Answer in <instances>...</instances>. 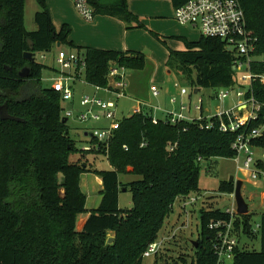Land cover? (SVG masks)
<instances>
[{
    "label": "trees",
    "instance_id": "16d2710c",
    "mask_svg": "<svg viewBox=\"0 0 264 264\" xmlns=\"http://www.w3.org/2000/svg\"><path fill=\"white\" fill-rule=\"evenodd\" d=\"M35 1L37 29L29 31L27 0H0V264H143V254L157 240L176 201L191 194L208 198L199 189L201 164L233 159L237 134L220 132L218 119L212 120L216 127L210 130L205 129V120L154 124L152 114L144 111L124 117L109 143L99 144L98 154L107 158L110 169L91 167V153L77 149L69 120L63 123L60 93L43 86L45 65L23 58L30 50L28 41H33L36 54L51 52L57 44L85 52L84 80L90 86L107 87L113 64L129 71L145 70L146 57L133 51H84L69 41V26L56 30L48 0ZM171 1L175 7L185 2ZM240 2L256 40L254 54L264 56V0ZM92 5L97 15L126 23L135 20L128 0H92ZM235 59L223 41L200 36L197 41H186L184 51L170 50L167 67L194 90L220 91L239 84ZM24 68L29 69L26 78L20 76ZM252 71L264 74V64L253 63ZM252 87L256 100L264 105V84L256 81ZM261 115L264 118V108ZM253 144L264 149V141ZM85 174L98 175L103 190L99 207L90 212L79 232L78 217L88 212V197L81 188ZM124 175L140 179L123 183L120 176ZM123 189L132 194L133 201L126 211L119 206ZM219 191L233 195L235 187L222 182ZM205 204L204 200L199 212V246L191 264H216L208 225L213 219H228L221 209ZM241 219L244 237L260 240L261 249L239 248L233 264H264V214L257 232L249 214ZM240 224L238 219L236 226ZM110 233L114 234L111 244Z\"/></svg>",
    "mask_w": 264,
    "mask_h": 264
},
{
    "label": "built area",
    "instance_id": "2783aa9c",
    "mask_svg": "<svg viewBox=\"0 0 264 264\" xmlns=\"http://www.w3.org/2000/svg\"><path fill=\"white\" fill-rule=\"evenodd\" d=\"M72 1L77 12L84 20L87 22L94 21L95 9L92 0ZM174 16L181 26H190L203 37L216 38L225 43L226 50L236 56L233 67L239 74V84L221 89L216 96V99L220 102L233 97L235 101L230 109L221 110L215 115H204V101L200 98L194 106V110L200 114L199 117L193 120L189 118L187 115L191 112V107L182 105L179 111L168 113L163 121L171 125H177L205 120L207 125L204 127L210 130L216 127L215 122L212 120L218 119L220 132L237 134L232 144V149L235 152L233 160L238 164L237 170L245 176L244 184L259 189L260 195L264 197V149L253 144L254 141H264V118L261 115L264 105L256 100L252 87L253 82L256 81L264 84V74H255L252 71L253 63L264 64V56L254 54L256 40L248 30L247 19L241 2L240 0H185L181 6L175 9ZM56 59L61 71L52 79V88L60 93L61 104H73L76 94L75 84L77 82L87 84L84 80L86 54L85 52L59 50ZM128 71L126 68L113 64L107 76V87H91L95 93H103L119 101L127 96ZM194 92L193 89L192 93ZM152 93L154 97H158L160 91L154 86L152 87ZM181 93L182 95L190 94L185 88L181 90ZM171 102L175 104L177 99L172 98ZM80 104L83 108L82 111L77 114H74L71 110L64 111L65 117L81 124L101 122L104 118L109 122L108 127L86 132L92 140H96L100 144H108L120 128L123 119L118 116V103L113 100H104L96 95H83ZM145 107V104L140 103L133 114L143 113ZM99 109L104 112L103 116L97 113ZM159 121V119L153 117L154 124H158ZM256 122L259 125L253 127L252 125ZM204 199L203 196L191 194L176 202L179 201L184 204L182 209L189 218L187 206H194L198 201H201L202 209ZM222 211L228 215V219H213L208 225L211 251L216 258V264H233L237 250L242 248L241 238L244 237L243 219L237 212L235 198L232 206ZM238 219L241 220L239 228L236 226ZM258 230L259 225L254 231L257 232ZM162 247V242L156 240L145 251L143 258L156 256Z\"/></svg>",
    "mask_w": 264,
    "mask_h": 264
},
{
    "label": "rangeland",
    "instance_id": "374dc122",
    "mask_svg": "<svg viewBox=\"0 0 264 264\" xmlns=\"http://www.w3.org/2000/svg\"><path fill=\"white\" fill-rule=\"evenodd\" d=\"M128 5L130 6V11L139 16L140 21L144 25L140 30H135V32L130 33V35L126 37L124 35L125 28L127 27L130 29L135 24H138V22L134 21L131 25H125V23L121 22L109 24L106 27L107 36H103L102 34L92 35L90 32H86L84 28H82L86 26L84 24L91 22L84 20L76 10L77 19H74V30H72L71 39L74 40L77 45L84 47L88 45L90 35H92V40L97 44L106 40L109 42L118 41L123 44L128 42L131 45H137L140 47L141 51H143L147 57V67L139 73L128 71L127 80L129 81L130 79L134 85H137L138 83L142 86L144 91L143 95L150 100H154L155 104L159 103L161 99L165 100L167 109L170 108L169 99L179 98L181 88H186V90L192 95V103H189V101L185 103L192 109L187 115L192 120L200 115L199 112L194 110V106L200 98L204 101V115L207 116L215 115L224 109H230L234 105L233 102L235 99L233 97L220 102L216 99L219 91H213L210 89H200L198 94H194L192 93L194 88H192L191 83L186 79L177 76L174 73L167 74L168 69L166 66V59L168 58V52H170V50L183 51L186 49V40L197 41L201 36L194 28L190 26H181L174 20V7L170 0H129ZM34 15L35 13L31 9L30 2H27L25 23L28 29L35 24ZM55 26L60 28L61 24H59V20L56 22ZM145 26L147 28H145ZM155 34L158 35L161 40H159ZM62 49L66 52L72 50L68 46H63ZM58 53L59 49L54 48L51 52L36 54V61L46 67L43 71V86L46 88L52 86L53 81L51 78L55 77L57 74L56 71H61V67L58 65L56 59ZM152 60H154L155 63ZM157 70L158 78H162L163 75L165 76L166 86L162 89V96L159 100H155L152 97L149 89L145 90V85H147L151 76L154 74L156 75ZM149 87L150 85H148V88ZM75 91V101L73 104L69 105L68 103H62L65 112L71 110L74 114H77L79 111L83 110L80 104L81 97L83 95L93 96L95 94V91L91 86L84 83L81 84L80 82L76 84ZM112 100L119 103L118 116L120 118L131 117L133 115L135 103L128 98H123L119 101H117L116 98H113ZM97 113L102 116L104 114L100 109ZM154 117L161 119L164 117V114L154 111ZM68 125L72 128L71 135L77 141V149L91 153V155H88L90 166L99 170L107 169L109 166L107 158L102 154H98V151L100 152V143L98 141H96V144L92 143V138L83 136L80 130L85 128L88 131H91L98 128L108 127L109 122L103 118L101 122L81 124L75 122L73 119H69ZM76 157H79V154H77ZM201 165L202 171L199 189L202 194L208 196L207 199H204L206 202L205 207L219 208L222 210L231 207L234 203V194L221 193L219 187L222 182H229L232 176L237 177L238 164L233 159H212L208 162H202ZM95 175L96 174H94V176ZM96 176L99 177L98 175ZM92 177L93 176L90 174L83 175L81 187L83 188L82 191L84 193L90 191L93 194L91 204L95 205L96 199L101 194L100 190L102 188H100L99 185L97 187V183ZM120 179L123 183H127V180L134 181L140 178L132 175H124L120 176ZM90 187H93L94 189H90ZM124 190L125 189L120 193L119 200V206L122 211L129 210L133 207L132 194L129 191L124 192ZM242 193L249 205V215L252 218V227L255 229L260 223L261 215L264 214V197L260 195L259 189L246 183L244 184ZM183 205L184 204L179 201L174 204V212L167 219L163 230L157 238L158 242H162L163 247L160 248V251L156 256L145 258L143 264H174L175 262L182 263V260H186V262L190 264L196 252L194 243L198 241L199 236V211L202 202L198 201L194 206H187L189 218H187L186 213L182 209ZM94 207L95 206L91 208V211L95 210ZM91 211H89V213ZM109 238L112 239L114 236L111 237L109 234ZM241 246L250 251H260L261 249L260 240L257 239L253 241L246 237L241 238Z\"/></svg>",
    "mask_w": 264,
    "mask_h": 264
},
{
    "label": "crops",
    "instance_id": "0c3cea01",
    "mask_svg": "<svg viewBox=\"0 0 264 264\" xmlns=\"http://www.w3.org/2000/svg\"><path fill=\"white\" fill-rule=\"evenodd\" d=\"M27 2L28 3L30 2L31 9L33 10V12L36 15V13L39 11V6L37 5L36 1L35 0H27ZM171 3H172V6L174 7V13L173 14H175V9L177 7L174 6L172 1H171ZM129 5H128V8H129V11H130V6ZM47 6H48V9H49V11L51 13V17H52V21L54 23V26H55L56 22H58V20H59V24H61L60 28H57L55 26L56 30L60 31L64 26H69V28L71 29V35H72V30H74V19H77V14H76L77 12H75L76 8H75V5H74L73 1L72 0H48L47 1ZM26 14H27V12H26ZM26 14H25V16H26ZM132 14L135 16V20H133L132 22L137 21L138 24H135L130 29L127 28V27L125 28L124 35L126 37H128L130 35V33L135 32V30H140L141 28L144 27V25L140 21L139 16L135 15L134 13H132ZM35 15H34V17H35ZM173 17H174V20H175V16L174 15H173ZM121 22H123V21H121V20H119V19H117L115 17L95 14L94 21L91 22V23H88V24H84L86 26H84L82 28H84V30L86 32H90L92 35H94V34H102L103 36H107L106 27L109 24H115V23H121ZM132 22H130V23L123 22V23H125V25L126 24L131 25ZM144 22L147 23L146 21H144ZM150 26H152V25H150ZM145 28H147V27L145 26ZM151 28H153V27H151ZM36 29H37V26H36V24H34V26L31 27L28 30L29 31H35ZM130 30H133V31H130ZM71 35H70L69 41L73 42L74 45H76L77 47L83 49L84 51H85V48H93V49H97V50L116 51V52L133 51V52H140V53L145 55V53L143 51H141L140 47H138L137 45H131L128 42H125L123 44V43L118 42V41L109 42V41L105 40V41H101L100 43L97 44V43H95L94 40H92V38H91L92 35L89 36L88 45L86 47H84V46H81V45H77L74 42V40L71 39ZM159 40H161L160 37H159ZM186 41H188V40H186ZM188 42H192V41H188ZM58 45L59 44H57V46L55 48H58L59 50H63L62 49L63 45H61V47H58ZM74 51H76V50H74ZM69 52H72V51H69ZM169 56H170V52H168V58L166 59V62L168 61ZM145 57H146V55H145ZM146 60H147V57H146ZM152 61L154 62V60H152ZM147 64H148V60H147ZM157 66H159V65H157ZM167 69H168L167 74L173 73L168 67H167ZM139 72L140 71H135V73H139ZM58 74L59 73H57V75ZM53 78L54 77H52L51 80ZM77 83H79V82H77ZM76 84H75V86H76ZM148 85H150L149 88H148ZM154 86L157 87L159 89V91H160V94H159L158 97H154L153 94H152V87H154ZM165 87H166L165 86V76L163 75L162 78H158V70H157L156 71V75L154 74L153 76H151L150 79H149V82H147V85H145V90L149 89L150 92H151L152 97L155 100H159L161 98V96H162L161 95V91ZM182 89H184V88H181V90ZM181 90H180V97L176 98L177 102L175 104L171 102V99H169L170 108L167 109L166 105H165V100L161 99V101L159 103L155 104L154 100H150L148 97L143 95L144 91H143V87L142 86H140L138 83H137V85H134V83L129 79L128 88H127V92H126L127 96L125 98H128L130 101L135 103V106L133 108V112L138 107V105L140 103H142V104H145V106H146L144 108V111L151 113L153 117H154V111L161 112L162 114H164V117L159 119V120H164L168 113L173 112V111H179L180 107L182 105L187 106V104H185V103H187V101H189V103H192V95L191 94L182 95ZM199 92H200V90L198 91V93ZM94 95L99 96L100 98H102L104 100H112L113 99L112 96H109V95H106V94H103V93H99V94L95 93ZM151 101L154 102V103H152ZM118 111H119V107H118ZM80 131L83 134V136L88 137L87 136V132H88L87 129L84 128V129H81ZM107 169H110V166H108ZM107 169H103V170H107ZM237 172H238V170H237ZM90 175L93 176L92 179H94L96 181L97 187L99 185L100 188H102L100 190V192H102V190H103L102 179L100 177H97L96 175L94 176V174H90ZM82 181H83V178H82ZM120 181L122 182L121 179H120ZM128 182H131V180H127V183ZM90 189H94V188L90 187ZM124 192H126V191H124ZM85 194L88 197V204H87L88 212H87V214H81L78 217L77 230L79 232H81L83 230V228L85 226V223H86L88 217L90 216L89 211L92 210L91 208L93 206H95L94 209H97L99 207L101 199H102V196L100 194L97 197V199H96L95 205H92L91 204V198H92L93 194L90 191L85 193ZM119 200H120V196H119ZM110 236L113 237L114 234L110 233Z\"/></svg>",
    "mask_w": 264,
    "mask_h": 264
},
{
    "label": "water",
    "instance_id": "95a60500",
    "mask_svg": "<svg viewBox=\"0 0 264 264\" xmlns=\"http://www.w3.org/2000/svg\"><path fill=\"white\" fill-rule=\"evenodd\" d=\"M26 12H27V4H26ZM28 44H29L30 50L23 54V58L28 62H36V53L34 52V43L32 40H29ZM58 47H61V44H59ZM20 76L22 78L28 77L29 76V69L24 68L20 72ZM198 91H199V89L195 90L194 94H198ZM67 122H68V119L65 118L63 120V123L66 124ZM244 180H245V176L240 171H238L237 177L232 176L230 178V181H229V183L231 185H234V187H235L234 198H235V202L237 205V212L241 216L249 214V205L247 204V202L243 196V193H242V190L244 187ZM124 191H126V189ZM113 241H114V238L110 239L109 244H111ZM194 246H195V248H198V246H199L198 242H195Z\"/></svg>",
    "mask_w": 264,
    "mask_h": 264
}]
</instances>
